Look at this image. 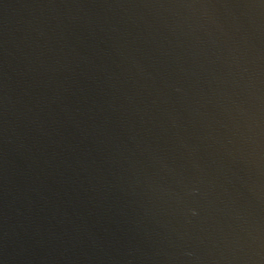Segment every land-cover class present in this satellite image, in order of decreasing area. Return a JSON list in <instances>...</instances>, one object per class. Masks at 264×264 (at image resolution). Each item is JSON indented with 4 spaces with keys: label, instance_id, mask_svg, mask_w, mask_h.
Returning <instances> with one entry per match:
<instances>
[{
    "label": "water",
    "instance_id": "1",
    "mask_svg": "<svg viewBox=\"0 0 264 264\" xmlns=\"http://www.w3.org/2000/svg\"><path fill=\"white\" fill-rule=\"evenodd\" d=\"M0 264H264V0H0Z\"/></svg>",
    "mask_w": 264,
    "mask_h": 264
}]
</instances>
